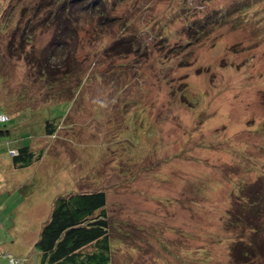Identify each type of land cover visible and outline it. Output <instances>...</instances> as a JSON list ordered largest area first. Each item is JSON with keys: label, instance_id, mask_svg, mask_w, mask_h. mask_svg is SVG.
Here are the masks:
<instances>
[{"label": "rangeland", "instance_id": "obj_1", "mask_svg": "<svg viewBox=\"0 0 264 264\" xmlns=\"http://www.w3.org/2000/svg\"><path fill=\"white\" fill-rule=\"evenodd\" d=\"M57 6L0 0V106L15 115L0 136V252L38 264L53 200L103 190L113 264H264V0H122L112 26L73 21L68 65L43 54ZM125 32L140 51H109ZM65 116L34 139L43 157L14 169L4 142Z\"/></svg>", "mask_w": 264, "mask_h": 264}, {"label": "trees", "instance_id": "obj_2", "mask_svg": "<svg viewBox=\"0 0 264 264\" xmlns=\"http://www.w3.org/2000/svg\"><path fill=\"white\" fill-rule=\"evenodd\" d=\"M57 7L55 8V18L53 22H58L60 27L59 33L51 39L48 47L43 54H46V58L57 59V65H61V60L66 55L65 49L66 38L71 36L73 38L77 33V28L73 21L80 19H88V21H96L97 25L112 26L113 20L116 21L119 18H114L111 14V9L122 2V0H115L114 4L109 3V0H55ZM77 3L81 10L80 16H73L74 9L72 4ZM116 3V4H115ZM110 4L112 6H110ZM241 6V5H240ZM110 7V8H109ZM78 9V11H80ZM217 12V11H215ZM227 14L221 13L219 17H225ZM211 19H215L211 17ZM124 27L128 26V23L123 22ZM195 27V24L193 23ZM101 27V26H99ZM193 27L192 32L195 36V41H199L200 36L205 32L204 28L195 29ZM199 26L198 28H200ZM191 28V27H190ZM112 29V28H111ZM110 29V30H111ZM203 31V33H202ZM136 38L133 39L127 35L126 32L120 35V38L115 40L114 44L109 48V51H115V49L123 50L126 49L125 53H138L140 49L136 47L134 49ZM146 49V47H145ZM182 48L179 49L181 51ZM108 52V50H107ZM65 53L63 56L62 54ZM144 55H148L147 51H144ZM62 57V59H60ZM143 58V57H142ZM68 61L72 62V56H67L64 62L68 65ZM42 63V62H41ZM39 70L42 81H48V74H53L57 71L56 65L50 64V62L44 60ZM44 66V67H43ZM44 68V69H43ZM65 74H68L66 72ZM56 78L54 79V81ZM69 101V102H68ZM69 107L74 103L70 97L68 99ZM11 108V106H9ZM0 114H5L9 120L10 117L5 113L4 108L0 106ZM69 112L67 113L68 116ZM67 117L62 119V122L56 123L55 119H44L40 133L35 132L29 128L26 131L27 134L24 136L29 139V143L22 142L16 147H10L9 142H4L6 146V154L9 156L10 152H14V155H10L14 169H24L31 167L37 163L44 155L43 150H35L33 148L34 139L52 137L56 134L58 128L65 121ZM8 120V121H9ZM6 122L0 128V136L9 137L11 131L9 130ZM12 140V138L10 139ZM259 190H257V193ZM107 197L103 190H96L92 192H71L62 196H57L52 203L49 211L48 218L43 222L38 239L34 243V249L39 254L38 264H113V256L117 247L111 231V219L107 214ZM236 222L241 220L237 216L235 217ZM121 224V223H120ZM122 225V224H121ZM124 226V225H122ZM124 227L129 228L134 234L146 232V230L138 228L133 225H125ZM123 228V227H122ZM121 234L123 233L120 229ZM128 235L130 234L127 231ZM126 233V234H127ZM260 234L258 231L257 236ZM128 235H125L126 237ZM242 247V246H240ZM239 247V248H240ZM259 252L264 257V247H259ZM119 248L117 249V251ZM238 250V249H237ZM253 251V250H252ZM249 252L254 257V252ZM117 253V252H116ZM240 259H244L246 251L238 252ZM0 257L5 260L6 264L12 260L14 264H30L28 258H16L9 253L0 252Z\"/></svg>", "mask_w": 264, "mask_h": 264}, {"label": "built area", "instance_id": "obj_3", "mask_svg": "<svg viewBox=\"0 0 264 264\" xmlns=\"http://www.w3.org/2000/svg\"><path fill=\"white\" fill-rule=\"evenodd\" d=\"M9 118L5 114H0V128L3 124L8 122ZM15 153L10 152V155H14ZM9 264H14V262L11 260Z\"/></svg>", "mask_w": 264, "mask_h": 264}, {"label": "crops", "instance_id": "obj_4", "mask_svg": "<svg viewBox=\"0 0 264 264\" xmlns=\"http://www.w3.org/2000/svg\"><path fill=\"white\" fill-rule=\"evenodd\" d=\"M0 156H1V154H0Z\"/></svg>", "mask_w": 264, "mask_h": 264}]
</instances>
